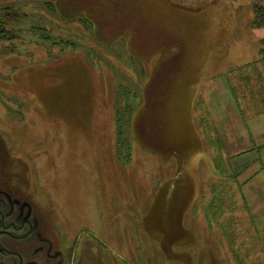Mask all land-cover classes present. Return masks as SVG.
Masks as SVG:
<instances>
[{
  "label": "rangeland",
  "instance_id": "rangeland-1",
  "mask_svg": "<svg viewBox=\"0 0 264 264\" xmlns=\"http://www.w3.org/2000/svg\"><path fill=\"white\" fill-rule=\"evenodd\" d=\"M256 2L0 0V214L33 228L9 247L39 264H234L204 206L235 197L224 217L264 264V107L231 91L251 62L264 84Z\"/></svg>",
  "mask_w": 264,
  "mask_h": 264
},
{
  "label": "trees",
  "instance_id": "trees-1",
  "mask_svg": "<svg viewBox=\"0 0 264 264\" xmlns=\"http://www.w3.org/2000/svg\"><path fill=\"white\" fill-rule=\"evenodd\" d=\"M30 3H33V1H30ZM48 4L46 5L48 8L47 14H51V16H53L54 14H56L57 10H56V6L53 4V2H47ZM19 10L23 9L24 4H20V6L14 4ZM50 5V6H49ZM143 5L145 7H143ZM142 7L143 8H148V6H146V4H143ZM98 7V6H97ZM102 8V6H100ZM9 7L5 8L6 9V14H10L12 12V17L16 18L21 15V17H25L26 15L24 13H22L24 10L21 11H16V13H14L15 11L13 10H9ZM59 12V11H58ZM14 14V15H13ZM85 12H80L76 15V17H78L77 19H84V21L86 23H90L92 25V32L95 34L97 32V29L95 28V25L93 24L92 20H90V15L87 13V15L85 16ZM15 18V19H16ZM89 18V19H88ZM17 20V19H16ZM253 26H264V0H257V2L254 5V18H253ZM38 29H41L40 27H38ZM46 31L48 32V34H51V31L49 29H47L46 26H44V28L42 29V32ZM12 30L8 29V28H4L1 24H0V39L2 37H7L9 38V34L11 33ZM264 40V38H263ZM59 43L63 44L66 43L65 40H61L59 38ZM262 52V57L264 58V48L261 49ZM251 63H247L246 65H243V67H239L238 68V75H239V83H237V85L233 86L231 88V91L233 90L234 92L238 91L241 92L242 94H250L252 95L253 99H257V103L254 102V105H257L260 109L263 110L264 107V84L262 83V79H260V75L258 74H254V72L256 71V67L254 66V64ZM254 67L255 70L253 71L252 69H250L251 67ZM236 87V88H235ZM216 185V186H214ZM214 186V187H213ZM226 183H224L222 180H220L218 183L213 184L211 186L212 189H215L216 187H220L222 190H225V193L228 192V189L226 187ZM226 187V189H225ZM230 194V193H229ZM230 196L232 197V194H230ZM235 198V197H234ZM231 198V199H222L219 198L218 201H215L213 199V201H210L209 204H207L206 206H204V215L206 216V218H208V220H211V223L214 221H218L219 219H223L221 220L222 222H219V228L222 229L223 234H225V239L227 240V246L231 251V254L234 256L235 258V262L234 264H262L260 262L256 263L253 261H247L246 256H248V251L247 249L244 248H240V246L242 245V243L240 242V238H238V233H237V225L238 222L236 221L237 218H234L232 215H228L225 216L224 215L232 208H234L235 204H236V199ZM214 210V211H213ZM241 249H242V253H244V258L243 256L240 255L241 253ZM246 258V259H245ZM245 259V260H244ZM249 259V257H248ZM264 261V260H262Z\"/></svg>",
  "mask_w": 264,
  "mask_h": 264
},
{
  "label": "flooded vegetation",
  "instance_id": "flooded-vegetation-1",
  "mask_svg": "<svg viewBox=\"0 0 264 264\" xmlns=\"http://www.w3.org/2000/svg\"><path fill=\"white\" fill-rule=\"evenodd\" d=\"M0 217V252L15 256L17 259L16 264H39L35 260H25L24 255L20 251L15 248L9 247V245L7 244L8 242L18 243L23 240L28 241L29 237L32 234L33 228L31 226H21L19 228H16V230L18 231V229H20L22 233H12L11 231H9V229L12 228L13 225H5V220L2 214H0Z\"/></svg>",
  "mask_w": 264,
  "mask_h": 264
},
{
  "label": "bare ground",
  "instance_id": "bare-ground-1",
  "mask_svg": "<svg viewBox=\"0 0 264 264\" xmlns=\"http://www.w3.org/2000/svg\"><path fill=\"white\" fill-rule=\"evenodd\" d=\"M206 133H207V131H206Z\"/></svg>",
  "mask_w": 264,
  "mask_h": 264
}]
</instances>
